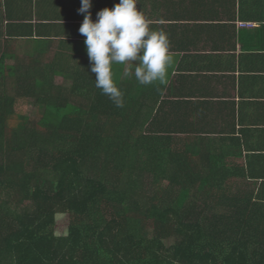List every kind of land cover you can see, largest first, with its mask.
Masks as SVG:
<instances>
[{
  "label": "trees",
  "instance_id": "1",
  "mask_svg": "<svg viewBox=\"0 0 264 264\" xmlns=\"http://www.w3.org/2000/svg\"><path fill=\"white\" fill-rule=\"evenodd\" d=\"M64 57L0 63V264H264V205L229 159L155 130L132 80L117 108Z\"/></svg>",
  "mask_w": 264,
  "mask_h": 264
},
{
  "label": "crops",
  "instance_id": "2",
  "mask_svg": "<svg viewBox=\"0 0 264 264\" xmlns=\"http://www.w3.org/2000/svg\"><path fill=\"white\" fill-rule=\"evenodd\" d=\"M118 2L92 0L93 20ZM80 7L81 0H0V63L33 69L61 53L69 72L95 76ZM137 7L168 34L176 59L160 91L129 79L152 110L148 120L227 157L237 186L264 205V0H138ZM114 70L120 77L123 65Z\"/></svg>",
  "mask_w": 264,
  "mask_h": 264
},
{
  "label": "clouds",
  "instance_id": "3",
  "mask_svg": "<svg viewBox=\"0 0 264 264\" xmlns=\"http://www.w3.org/2000/svg\"><path fill=\"white\" fill-rule=\"evenodd\" d=\"M137 5L138 0H119L114 7L101 9L95 20L90 11L92 0H81L78 10L84 14L79 33L85 37L95 87L117 108H123L126 101L114 66L123 65L120 79L134 76L139 85L160 91L176 65L168 34L153 30Z\"/></svg>",
  "mask_w": 264,
  "mask_h": 264
},
{
  "label": "rangeland",
  "instance_id": "4",
  "mask_svg": "<svg viewBox=\"0 0 264 264\" xmlns=\"http://www.w3.org/2000/svg\"><path fill=\"white\" fill-rule=\"evenodd\" d=\"M49 58L51 59V57ZM68 81L67 77L65 78L64 76H57L54 78V82L57 84L68 83ZM16 111L32 119L37 118L39 116L38 113H40L35 98L31 96L18 98L16 102Z\"/></svg>",
  "mask_w": 264,
  "mask_h": 264
}]
</instances>
